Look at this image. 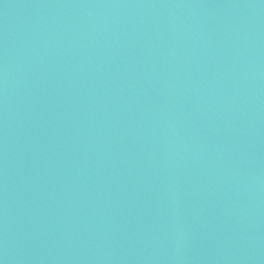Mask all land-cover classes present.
Masks as SVG:
<instances>
[{
    "label": "water",
    "instance_id": "obj_1",
    "mask_svg": "<svg viewBox=\"0 0 264 264\" xmlns=\"http://www.w3.org/2000/svg\"><path fill=\"white\" fill-rule=\"evenodd\" d=\"M248 0H0V264H236Z\"/></svg>",
    "mask_w": 264,
    "mask_h": 264
}]
</instances>
